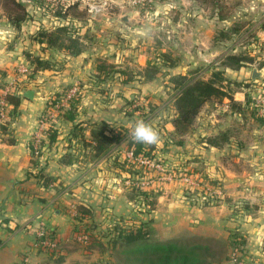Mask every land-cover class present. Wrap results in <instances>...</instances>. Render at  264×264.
<instances>
[{"label":"rangeland","instance_id":"374dc122","mask_svg":"<svg viewBox=\"0 0 264 264\" xmlns=\"http://www.w3.org/2000/svg\"><path fill=\"white\" fill-rule=\"evenodd\" d=\"M204 2L207 5L194 0H0V17L6 20L10 16L16 22L11 26L15 29L12 37L13 30L0 21V144L7 140L17 147L32 144V163L38 164L37 168L30 165L25 174L22 162L17 160L14 174H9L15 181L5 185L7 180L0 181V199L15 198L13 203H0V214L3 209L12 213L15 208L33 215L41 209L25 224L19 219L13 223L16 227L26 225L27 231L34 234L33 248L39 228L53 231L59 245L67 240L65 229L71 231L69 242L85 245L86 236L77 233L71 212L76 214L74 206L83 201L85 194L93 193V187L82 183L58 187L44 185L35 177L38 166L42 168L45 163L55 164L53 169L43 168L51 177L66 175L72 179L75 174L64 168L68 164L56 163L57 153L39 149L49 125L57 124L67 131L70 122L63 117L72 114L75 105V117H96L100 125L104 117L114 129L126 128L129 135L135 123L143 120L160 134V147L168 139L169 121L174 116L171 79L210 64L225 78V87L234 101L242 103L244 114L234 110L228 99L222 104H207L186 144L179 147L168 141L169 146L157 151L152 159H133L123 143L122 163L127 157L145 168L131 163L119 166L109 156L102 164L105 182L101 186L96 183L94 194L99 196L100 190L113 198L97 217L102 227L89 233L101 238L108 248L103 252L95 248L88 261L120 264L118 254L106 244L109 238H103L101 231L114 228L119 221L139 227L141 221L149 220L145 229L150 228L153 241L178 238L199 239L202 243L209 239L216 242L210 264H249L246 244L243 251L230 245L231 188L222 186L221 174L222 167L228 168V173L237 166L250 172L254 164L242 158L247 159L246 153L238 159L233 150L237 147L238 151H247L253 134L258 135L260 129L251 117H264V0ZM20 13L25 20H19ZM39 32L44 36L39 37ZM55 37H59L56 44L61 39L78 37L84 49L71 54L53 48L49 39ZM161 53H167L172 63L167 58L168 62L159 67ZM239 54L244 61L236 63L233 58ZM168 63L174 67H168ZM100 66L107 67L108 75H103ZM253 70L259 72L255 79ZM200 75L212 77L211 70L206 69ZM26 90L39 91L40 95L31 102L23 95ZM9 97H21L20 105L11 104ZM226 131L234 137L223 150L211 151L200 143L202 136ZM87 156L93 158L91 153ZM201 173L209 180L205 181ZM157 185L162 193L151 212L141 192ZM123 210L133 213L125 217ZM220 219L224 222L216 228ZM82 224L76 225L80 228ZM29 255L23 256L26 264ZM82 258L80 254L68 260Z\"/></svg>","mask_w":264,"mask_h":264},{"label":"trees","instance_id":"16d2710c","mask_svg":"<svg viewBox=\"0 0 264 264\" xmlns=\"http://www.w3.org/2000/svg\"><path fill=\"white\" fill-rule=\"evenodd\" d=\"M196 3H200L203 5H207L205 0H194ZM22 10H25L23 5L17 4ZM202 6V5H201ZM19 20H25V17L20 13L17 15ZM11 22L13 26H15V19L11 17ZM65 28V27H62ZM39 37H43V33H40ZM59 37H55L49 39L51 43V47L64 49L68 52H72L71 54L82 52L84 47L79 41V38H70L68 40L61 39L59 44H56ZM167 53L160 54L161 63H159V67H163V63L168 62ZM234 61L236 63H240L244 61L243 56L241 54L234 56ZM170 63L172 60L169 58ZM163 62V63H162ZM210 64H204L203 68L197 72H189V75H181L179 74L177 78L171 79L173 84V89L175 94L172 99V105L174 110V116L170 119V123L173 126V130L168 133V139L163 140L162 147L156 145H145L134 143L130 139V135L127 133L128 130L124 127L123 129H114L112 127V123L110 120H102V124L96 123L89 127L91 130V138L92 142L89 143L92 145L93 150V158L94 160H98L104 157L113 156L112 163L117 164L119 166L127 165V163H131L133 166L140 165L142 168H145L142 164L131 161L125 157L122 163V144L125 143L126 150L132 153L133 159H137L138 157H143L144 159H152L155 158V154L157 151H164L167 146H169L168 141L171 142L172 145L183 147L186 143V139L192 135V132L195 129V124L197 122L198 116L201 113L203 107L207 104H222L225 100H229L232 104L234 110L239 111L240 114H244L243 107H241L242 103L234 101L233 95L229 90L225 87V78L218 74V68H213ZM168 67H174L172 64L167 65ZM106 68L104 66H100V71L103 75H108L106 72ZM206 69L211 70V78L205 79L200 75V73ZM9 102L14 106H19L21 97H9ZM249 102L247 99L246 103ZM78 107L72 105V114H65L66 117H63L65 121H73L77 114ZM254 121L263 124L264 117H251ZM59 127L57 124H50L48 129L45 130L46 139H42L39 149L45 152V147L48 149L52 148L56 143L57 137L59 135ZM84 127L80 124H75L73 127L72 135L74 138L80 137V141L83 142L84 145H88L85 141L86 139L83 137L84 134H81ZM105 131L109 132L108 134ZM233 135L230 131H226L224 133L217 134H209L200 137V143L203 144V148L209 149L211 147L221 150L224 149L226 144L229 143L233 139ZM47 141V142H46ZM29 145V148L33 147ZM46 145V146H44ZM190 146V145H189ZM124 147V148H125ZM45 149V150H44ZM169 150V149H168ZM125 154V151H124ZM72 156L70 154H65L62 157L63 162L73 163L71 162ZM111 159V158H110ZM34 168H37L35 161L32 163ZM48 164H43L42 168L38 166V175L34 173L37 179H42L44 185H50L55 182V177H51L48 173L43 171V168H47ZM37 170V169H36ZM106 174L103 170H97L96 173ZM202 174V173H201ZM205 181L209 180L205 174H202ZM218 183V181H216ZM158 183H161L159 181ZM210 183L215 184L213 180H210ZM163 185V184H160ZM151 187L148 189L150 191L143 190L141 192L142 196H144V203H147V207L149 211L153 212L156 198L162 192L158 191L159 186ZM156 191V192H155ZM158 191V192H157ZM155 192V193H154ZM97 198V197H96ZM100 198V197H98ZM151 198L154 200L150 201ZM90 199V198H89ZM98 200V199H97ZM97 200L89 201L90 205L87 203H76L74 206L76 210V215L74 219L78 222H82V226L77 228V233L79 235L86 236L85 245H83L85 250H94L95 248H99L100 251L106 250L108 247H105V243L102 242L101 238L92 237L90 233V229H98L101 226V221L97 218L103 209L104 202L103 198H100L99 203ZM96 208L99 210L96 211ZM129 213H133L132 211L123 210V214L125 217H128ZM132 218L137 219V215H132ZM149 220L146 222L141 221L140 226H128L116 224L114 228L107 229L106 231H101V236L109 238L106 241V244L110 246V249L115 251L120 259V264H210V258L214 255L213 247L216 245V242H210L209 239L204 240V242H200V240H180L178 238H168L165 240L159 239L153 241L150 237V228L146 230L147 224H149ZM84 226V227H83ZM83 228V230H81ZM44 236L42 238H38L35 240L36 244L34 248L37 249L38 252H46L51 253L52 255L58 251V239L56 234L49 229H44ZM232 238L230 241V245L232 248L243 251V246H245V237L243 234L232 233ZM42 240H49L56 243V247L47 248L41 245ZM218 241V240H216ZM243 249V250H242ZM108 263V262H107Z\"/></svg>","mask_w":264,"mask_h":264},{"label":"crops","instance_id":"0c3cea01","mask_svg":"<svg viewBox=\"0 0 264 264\" xmlns=\"http://www.w3.org/2000/svg\"><path fill=\"white\" fill-rule=\"evenodd\" d=\"M9 17L10 16L6 17V20L0 17V21H2V25L7 24V26L13 30V33L11 34L13 37L15 29L11 27L13 24ZM29 100L32 102L31 99ZM105 119L106 118L104 117L102 118V120ZM69 122L68 130L65 131L64 128L59 130L56 143L50 149L45 148V152L47 153L52 150L57 153V156L55 157L56 163H62L63 155L66 153L70 154L72 156L71 162L73 163L70 164L67 161L63 162L68 164L67 167L64 166V168L66 170H71L72 174L75 171V174H73L72 179L67 178L66 175H55V182L53 185L65 186L69 183H82L83 186H91L93 187V193L90 192L89 194L91 195L85 194L83 197L81 196L83 201L80 202V204L87 203L90 205L89 201L92 202L97 199L96 202L99 203L100 198L102 197V202H104L103 206H105L106 202L112 201L111 199L113 196L110 193H101L100 190L98 192L99 196L94 194L96 193V183L101 186L105 182L107 176L104 172L103 174L99 173L97 176L95 171L103 170V168H105L102 167V164L107 162L108 157L101 158L97 161L94 160V158L91 160L86 158L93 150L92 145L89 144L90 142L94 143L90 140L91 130L89 127L96 126L94 125L96 124V117H85V119L75 117L73 121ZM254 123H256L257 127L260 129H258V135H256V133L253 134L255 135L253 138H255L251 143L249 142L250 146H247V151H242L241 149L238 151L237 147H234L233 150V153L236 152L238 154V159H240L241 156H245L246 153L247 159H245V157L242 158L247 160V162L253 160L252 162L254 164L251 165L252 169H250V172H246L242 166H237L228 173V168L222 167L223 173L221 174V182L223 187L226 188L227 186H230L231 188V232L244 235L248 252L247 254H249L251 260L249 261V264H264V252H261V248L264 244V123L261 124L256 121H254ZM75 124H80L84 127L81 134H84L83 137L86 139L85 141L89 146L84 145L83 142L80 141V137H73L72 131ZM63 127H67V125H63ZM169 130H173L172 124H170ZM105 133L108 134L109 132L105 131ZM3 143L4 144H0V181L7 180L5 183L2 182L5 185L15 181L9 176V174H14L17 160L22 162L20 163L22 164L21 169H23V173H25V171L30 168V165L32 166L33 159L27 143L18 147L12 140H7ZM210 150L218 151V149L213 147H211ZM49 164L50 163H48L47 169L50 170L55 167V164ZM7 198V200L5 198L0 199V203L5 202L6 200L8 204L9 202L13 203L15 200L14 197V199H10V196H7ZM62 200L67 204H70L71 202L64 197ZM118 200H121L120 194ZM124 200H127V198ZM40 212L41 209H38V211L32 215L29 212L17 210L15 208L12 210V213L8 212V210H2L0 214V264H26V261L23 260V256L27 255V253L30 254L28 264H94V262L91 263V261H88V257H90L89 254L93 253L94 250H85L83 245L69 242L71 231L68 232L67 229L64 230V237H66L68 242L65 240L61 243L58 247V251L53 255L51 253L36 251L32 245L34 234L27 231L25 227L26 225L16 227V224L13 223L17 222H15V219H19L20 222L23 223L27 220L29 221L33 219L35 215L40 214ZM107 213L109 214V212ZM200 213L202 214L203 212ZM71 215V220L74 221L75 228H77L76 224H79V222L74 219L76 214L71 212ZM201 216L203 217V214ZM227 218L229 217H226L225 220H227ZM223 222L224 221L220 219V221L216 222L217 224L215 227L220 228ZM11 224L15 226H11ZM80 224H82V222ZM119 224L122 225V222L119 221ZM125 226L126 223L123 227ZM64 237L60 234L61 239ZM80 254L83 257L82 260L72 262L68 260L72 256H80ZM105 264H107V262Z\"/></svg>","mask_w":264,"mask_h":264},{"label":"clouds","instance_id":"9594fccd","mask_svg":"<svg viewBox=\"0 0 264 264\" xmlns=\"http://www.w3.org/2000/svg\"><path fill=\"white\" fill-rule=\"evenodd\" d=\"M130 139L134 143L145 145H156L161 143L160 134L151 126V124L143 120L137 121L130 132Z\"/></svg>","mask_w":264,"mask_h":264},{"label":"built area","instance_id":"2783aa9c","mask_svg":"<svg viewBox=\"0 0 264 264\" xmlns=\"http://www.w3.org/2000/svg\"><path fill=\"white\" fill-rule=\"evenodd\" d=\"M92 9H94V8H92ZM130 154L132 155V153H130ZM44 235L45 234H44L43 228H39V231L37 232V235H36V239L42 238ZM84 238L86 239V237H83V239ZM39 243H41V245H43L44 247H47V248H54V247H56V243L55 242H52V241H49V240H42ZM35 245H39V244H36V242H35ZM262 248L264 250V244H263Z\"/></svg>","mask_w":264,"mask_h":264},{"label":"water","instance_id":"95a60500","mask_svg":"<svg viewBox=\"0 0 264 264\" xmlns=\"http://www.w3.org/2000/svg\"><path fill=\"white\" fill-rule=\"evenodd\" d=\"M258 75H259V72L257 70H253V74H252L253 79H255ZM35 95H40V92L33 91V90H27L24 92V96L31 100L33 99Z\"/></svg>","mask_w":264,"mask_h":264},{"label":"flooded vegetation","instance_id":"af4514ba","mask_svg":"<svg viewBox=\"0 0 264 264\" xmlns=\"http://www.w3.org/2000/svg\"><path fill=\"white\" fill-rule=\"evenodd\" d=\"M27 91V90H26ZM23 95H24V93H23ZM25 97V96H24ZM25 98H27V97H25ZM29 99V98H28Z\"/></svg>","mask_w":264,"mask_h":264}]
</instances>
